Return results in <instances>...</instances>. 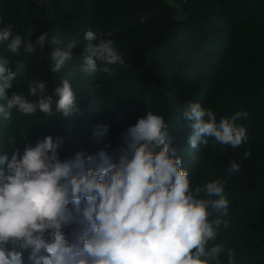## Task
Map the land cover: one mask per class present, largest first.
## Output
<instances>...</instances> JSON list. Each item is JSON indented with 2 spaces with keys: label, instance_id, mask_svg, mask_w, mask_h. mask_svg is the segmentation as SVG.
Segmentation results:
<instances>
[{
  "label": "trees",
  "instance_id": "obj_1",
  "mask_svg": "<svg viewBox=\"0 0 264 264\" xmlns=\"http://www.w3.org/2000/svg\"><path fill=\"white\" fill-rule=\"evenodd\" d=\"M8 25L13 36L33 43L48 34L44 48L37 46L30 54L23 44L13 54L6 42H0V59H8L10 68L15 70L21 61L26 65L25 75L8 90L9 97L16 92L34 102L39 96L30 86L43 82V95H53L67 79L77 110L68 117L57 113L53 95L51 115H24L14 108L10 121L0 116V155L11 159L18 151L22 156L26 146L51 136L62 140L58 158L72 160L81 153L77 140L101 129L106 152L113 156L122 146L121 134L151 111L168 125L191 190L226 181L229 205L223 220L228 227L222 223L208 245L223 244L224 251L210 264H229V250L234 252L232 264H264V0H0V30ZM89 30L103 33L123 55V65L110 66L113 73L82 71L88 43L84 35ZM53 38L58 43H52ZM73 40L77 44L71 49L72 59L51 72L52 51L66 49ZM188 103L211 110L217 122L247 111L248 119L237 121L247 129V143L234 149L206 137L207 145L191 148V122L183 117ZM204 119L207 122V115ZM246 151L251 153L247 158ZM88 156L93 154L84 158ZM232 161L240 170L228 173ZM2 167L7 175V165ZM199 198L217 197L201 192ZM85 206L82 200L81 211ZM74 230L75 223L64 228L70 241ZM12 247L5 245L7 250ZM16 249L22 251L24 264H31V250L18 245Z\"/></svg>",
  "mask_w": 264,
  "mask_h": 264
},
{
  "label": "clouds",
  "instance_id": "obj_2",
  "mask_svg": "<svg viewBox=\"0 0 264 264\" xmlns=\"http://www.w3.org/2000/svg\"><path fill=\"white\" fill-rule=\"evenodd\" d=\"M88 41L82 53V71L113 73L123 65V55L104 34L86 31ZM48 34L35 42L13 36L12 26L0 30V42L7 51L16 54L22 44L25 52L33 53L37 46L44 48ZM98 40L97 44L91 43ZM52 43H58L53 38ZM76 40L66 49L56 48L50 56V71L56 73L72 59ZM8 59H0V116L10 121L12 109L24 115L37 111L51 115L53 95L57 97L55 111L68 117L77 110V101L67 79L45 93V83L37 82L30 91L37 101L8 90L17 77L25 75L26 65L17 62L15 70ZM207 115L208 120L204 117ZM183 117L191 122L190 146L197 149L207 145L206 137L214 143L232 148L247 143V129L238 120L249 117L238 111L230 118L217 122L211 110L200 103H188ZM107 131V126H103ZM163 117L148 111L122 135V146L113 156L101 151L97 157L84 158L77 153L72 160L61 161L57 150L60 138L45 137L34 147L26 146L11 159L0 155V264H24L23 253L30 249L31 264H210L224 251L223 244H213L217 230L228 213L225 197L226 181L216 180L202 188L190 189L187 171L181 168L177 149ZM15 143V141H13ZM159 148V151L156 149ZM245 152V158L250 155ZM115 157V159L113 158ZM7 165V175L2 166ZM87 165V167H86ZM240 170L235 161L228 173ZM204 192L208 197L201 199ZM86 206L81 211V202ZM73 208L69 209L68 205ZM211 209V211H209ZM217 214L212 220L209 217ZM78 225L70 241L64 232L69 224ZM13 247L7 250L5 245ZM44 253V254H41ZM234 252L228 251L229 264ZM218 264V262H217Z\"/></svg>",
  "mask_w": 264,
  "mask_h": 264
},
{
  "label": "rangeland",
  "instance_id": "obj_3",
  "mask_svg": "<svg viewBox=\"0 0 264 264\" xmlns=\"http://www.w3.org/2000/svg\"><path fill=\"white\" fill-rule=\"evenodd\" d=\"M80 138L81 139L77 140V145L81 147V153H83L85 157L90 154L97 156L99 152L107 151V140L105 139V134L101 129L95 130L90 135H88L87 131Z\"/></svg>",
  "mask_w": 264,
  "mask_h": 264
}]
</instances>
